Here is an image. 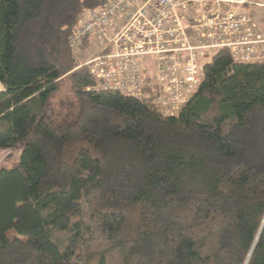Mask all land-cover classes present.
Returning <instances> with one entry per match:
<instances>
[{"label":"trees","instance_id":"1","mask_svg":"<svg viewBox=\"0 0 264 264\" xmlns=\"http://www.w3.org/2000/svg\"><path fill=\"white\" fill-rule=\"evenodd\" d=\"M105 1L0 0V264H264V62L220 50L174 118L87 91L68 38Z\"/></svg>","mask_w":264,"mask_h":264},{"label":"built area","instance_id":"2","mask_svg":"<svg viewBox=\"0 0 264 264\" xmlns=\"http://www.w3.org/2000/svg\"><path fill=\"white\" fill-rule=\"evenodd\" d=\"M250 0H106L84 11L68 38L95 85L174 118L196 95L204 68L220 50L236 64L264 62V40L243 10Z\"/></svg>","mask_w":264,"mask_h":264},{"label":"rangeland","instance_id":"3","mask_svg":"<svg viewBox=\"0 0 264 264\" xmlns=\"http://www.w3.org/2000/svg\"><path fill=\"white\" fill-rule=\"evenodd\" d=\"M243 9L245 12L246 10H248L249 12L251 10L252 17L254 18V20L259 21L260 19H264L263 8H257L256 6H251V4H249L246 5V7L244 6ZM85 46L76 55V59L79 62V68L84 67L81 66L82 60L84 61V60L92 59L97 53V50L93 46H89L88 48H85ZM68 102H72V93L68 81L64 80L60 84L59 91L50 101L49 107L47 109V115L48 116L55 115L60 106V103H63L65 105ZM19 154H20V147H17L12 150H0V169L11 168L12 166H14L18 161Z\"/></svg>","mask_w":264,"mask_h":264},{"label":"crops","instance_id":"4","mask_svg":"<svg viewBox=\"0 0 264 264\" xmlns=\"http://www.w3.org/2000/svg\"><path fill=\"white\" fill-rule=\"evenodd\" d=\"M250 2H251V6H256L257 8H263L264 9V0H250ZM246 12H247L246 14L255 23L257 34L259 36H261V38L264 40V19H260L259 21L254 20V18L252 17V11L250 10V12H249L248 10H246ZM85 48H88V46H85ZM84 61H86V60H84ZM84 61L82 60V62H84Z\"/></svg>","mask_w":264,"mask_h":264}]
</instances>
